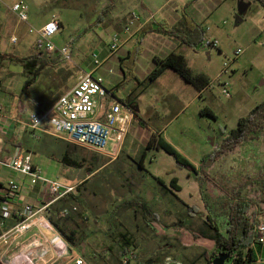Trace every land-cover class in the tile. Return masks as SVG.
I'll use <instances>...</instances> for the list:
<instances>
[{"label":"rangeland","instance_id":"rangeland-1","mask_svg":"<svg viewBox=\"0 0 264 264\" xmlns=\"http://www.w3.org/2000/svg\"><path fill=\"white\" fill-rule=\"evenodd\" d=\"M18 1L27 5L26 21H20L11 9L13 3ZM248 1L246 9L240 12L237 19L238 0H0V52L22 56L33 54L38 36L29 29L37 30L51 17H59L62 22V26L49 39L56 48L67 46L69 59H62L58 66L52 67L56 69L62 66L65 69L58 72L57 80L48 92L44 89L46 74L34 86L35 91L43 92L45 101H50L69 83H76L79 74L89 64L91 55L98 53L99 40L108 44L110 33H120L125 26L133 28V25H129L132 14L142 19L152 14L154 21L164 22L172 28L181 20L184 24L185 20L193 21L204 30V38L218 41L217 47L208 49L195 46L194 50L188 47L174 50L185 57L186 65L194 73L203 74L209 80L199 98L190 105L187 101L194 92L198 93V89L185 84L173 70L166 68L155 79L142 80L136 70L138 63L134 61L128 64L130 73L121 80L119 68L112 66L111 76L119 78V84H113V99L124 102L127 94L133 95L137 116L133 117L115 158L104 155L101 162H105V165L76 189L79 200L68 201L65 206L68 209L72 206L77 208L72 212L73 220L67 219L63 223L65 228L77 232L75 251L88 264H119L113 255L119 246L109 233L114 224L121 232L130 233L140 262L160 257L161 261L169 258L182 264H204L200 254L211 247L209 241L199 237L197 228L216 207L215 199L209 195L212 192L203 193L208 210L203 198L197 195L195 174L177 166L173 158L160 149L145 151L144 169L147 172L138 165L142 160L143 146L153 134L160 135L161 132L160 136L169 140L167 142L184 158L190 157L193 163H201L207 154L212 155L221 132L235 129L239 118L245 117L256 105L264 102V9L257 0ZM108 4H112V7L102 17L101 11ZM99 17L102 19L98 26ZM151 45V40H147L145 46L137 44L135 55L154 53L157 48ZM237 49H240V54L235 57ZM155 66L152 64L148 74ZM21 70L19 65L9 60L0 62V79L4 76V86L11 89L10 92L0 90V95L9 106L24 80ZM10 71L20 74H11ZM7 82L12 86H8ZM105 85L112 87L109 83ZM224 87L227 94L222 93ZM203 108H209L215 119L200 115ZM46 135L40 142L28 140L32 147L28 149L34 151V160L40 165L41 175L63 183H71L78 176L77 179H82L86 175L85 167H90L91 151L76 147V159L82 167L63 166L49 159L47 153L61 155L64 143ZM111 147L112 143H108L106 149L110 150ZM219 160L218 164L226 170L220 165L217 168L221 167L227 174L220 176L215 173L211 177L223 187L242 177L243 173V176H246L245 173L251 174L249 170L252 168L264 167V131L258 134V139L253 143H243L235 153ZM204 166L203 162L202 168ZM154 177L159 178L166 189ZM173 177L181 187L180 192L172 190L170 180ZM129 182L133 191H128ZM164 193L167 194L168 203L167 199H162ZM188 194L192 195L189 200ZM132 197L145 201L158 214L159 221L169 226L170 233H174L171 228L176 224L191 230L179 228L175 235L164 239L161 222L157 226L152 224L151 229L138 213L129 209L116 211V204ZM190 204L192 206H187ZM190 207L196 208L193 217H189L192 214L188 209ZM118 223L122 226H118ZM69 231L66 230L67 233ZM45 234L48 238L52 236L48 230H45ZM173 236L178 237L179 244L173 240ZM79 238L82 239L81 243ZM20 250L18 245L17 249L6 252L14 257ZM51 254L44 259L47 260ZM54 259L46 264H53ZM62 260L61 264H70L67 263V256Z\"/></svg>","mask_w":264,"mask_h":264},{"label":"built area","instance_id":"built-area-1","mask_svg":"<svg viewBox=\"0 0 264 264\" xmlns=\"http://www.w3.org/2000/svg\"><path fill=\"white\" fill-rule=\"evenodd\" d=\"M11 9L16 12L20 21L27 20V5L25 3L22 1L15 2ZM135 17L132 14V19ZM58 29L57 19L51 17L37 30L29 29V32H35L38 36L35 46L38 53L47 57L56 53L63 60L69 59L68 47L56 48L49 39ZM123 31L129 32V27L125 26ZM107 46L109 53H114L120 48L121 38L117 33L111 35ZM217 46L218 41L216 39L207 38H202L196 45L201 49ZM239 54L240 49H237L234 56ZM91 59L93 62L92 70L83 71L79 74L76 83L59 95L48 108L28 112L24 125L31 131L53 136L100 155L113 157L118 152L135 114L125 101L107 98L110 93L104 84V78L95 73L100 66L98 55L93 53ZM222 93L227 94L225 87L222 89ZM108 143H112L110 150L106 149ZM0 166L27 177L30 185L41 183L49 196L45 203L34 205L22 200L16 180L8 179L6 184L0 187V198L6 204L1 216H12L15 219L12 227L0 234V243L7 249L9 248V239L16 240L32 227L35 228V231L30 234L24 244L20 245L21 250L18 254L10 257V260L0 258V264H46L48 260L53 258L58 260L66 256L68 257L67 263L88 264L82 256L68 248L64 239L49 223L48 216L46 217L44 214L49 205L74 194L77 185L43 177L39 167L32 162L31 154L21 150L10 159L0 160ZM76 210L75 206L69 209L63 208L59 211L58 217H65ZM45 230L50 231L52 236L48 238ZM263 243L264 210L256 216L253 226V239L247 249H253L257 244ZM50 251L53 253L51 254ZM50 254L51 256L45 260V256ZM119 258L121 264H147L139 261L136 248L132 245L125 247ZM166 261L168 264H182L169 258L155 264H166Z\"/></svg>","mask_w":264,"mask_h":264},{"label":"trees","instance_id":"trees-1","mask_svg":"<svg viewBox=\"0 0 264 264\" xmlns=\"http://www.w3.org/2000/svg\"><path fill=\"white\" fill-rule=\"evenodd\" d=\"M257 1L264 9V0ZM110 2H112V0H110ZM111 7L112 4H108L102 9V17L105 12H108L111 9ZM101 19L102 18L99 17L98 21ZM162 31L168 35L177 37L180 41L191 47H195L201 39L204 38L205 34L204 30L198 23L193 21L191 22L189 20H185V24L181 20L178 22V25L172 29ZM39 58L40 57L37 54L19 56L13 53L0 52V62L3 60H9L21 66L22 69L26 71L28 78L25 88L34 83L37 77L41 74L42 70L48 66L43 59L40 60ZM155 63L156 66L148 75L149 80L155 79L164 69L169 68L176 72L185 83L192 85L198 90L204 89L209 84V80L206 76L203 74H195L191 71V69L186 65V61L181 54L169 53L162 59H155ZM134 98L135 97L131 95L125 98L126 104H128L133 110L135 108ZM200 114L208 115L215 119V116L209 108L201 109ZM263 131L264 102L256 105L245 117L239 118L237 127L235 129H230L229 132H227V135L221 139L218 147L212 153V158L219 160L223 156L232 155L243 143H253V141L258 139V134ZM61 141L64 143L61 155L58 156L54 153H47V156L50 159L57 160L64 165L81 168V163L76 159L77 152L75 148L78 146L69 144L63 140ZM150 148L164 151L173 158L177 166L184 168L189 172L196 171L194 166L160 135L153 134L146 142L141 151V159H143L145 151ZM89 157L90 167H85L86 175L94 173L105 164V162H101L103 156L100 154L90 152ZM202 176L216 184L209 174L203 173ZM154 179L158 181L164 189H166L165 185H163L159 178L154 177ZM85 181L86 180L78 184L77 188ZM246 181L243 182V184L247 183V187L245 186L244 188L239 187L240 185L222 187L216 184L222 190L225 197L224 199L216 201V207L211 210L212 216H207V218L202 220L201 225L197 228V234L199 237L209 241L211 247L209 251L204 249L200 254L204 264H212V260L218 254L226 255L227 258L225 259L224 264H252L254 262L253 250L251 248L247 249V247L253 239V226L256 221V216L264 210V169L258 168L257 172L253 176H247ZM198 183L201 185L202 180L200 179ZM129 184L130 187L128 186V191H133L131 188L132 183L129 182ZM170 185L172 190H179L175 177L170 180ZM243 189L246 191L244 197L242 195ZM203 193L204 191L202 190V198ZM0 200L3 199L0 198ZM62 200L66 203L65 200L67 199ZM203 200L206 208L210 210L209 206L206 204V200L204 198ZM68 201L77 202L78 198L73 195H69ZM115 208H117L116 211L129 209L138 213L144 220L145 224L148 227H151V229L152 224L155 223L157 226V223H160L158 214L145 201L137 197L125 199L116 204ZM188 209L190 212L195 213V210L192 207ZM116 211L114 210L113 214H115ZM189 216L193 217L194 215L189 214ZM66 218L68 219V215L65 217H58L55 212L51 211L47 217L49 223L62 235L65 241L73 246H76V243L74 242L76 232L71 230L67 233L65 229L61 227L60 221H63V219ZM176 225L181 228H185L186 230H191L190 228L179 224ZM78 240L80 243L82 239L79 238ZM173 240L179 244L178 237H173ZM129 245L134 246L130 233L127 231L120 233V240L118 243L119 248L116 253H113L119 264H121L119 258L120 255L122 254L124 248ZM160 261L161 258L156 257L154 260L152 258L145 260V263L155 264Z\"/></svg>","mask_w":264,"mask_h":264},{"label":"crops","instance_id":"crops-1","mask_svg":"<svg viewBox=\"0 0 264 264\" xmlns=\"http://www.w3.org/2000/svg\"><path fill=\"white\" fill-rule=\"evenodd\" d=\"M141 7L143 10H146L145 7H143L142 5H141ZM134 16H137V17H135V19H132V22L130 21V24H129V25H133L134 27L129 29L130 30L129 32L125 33L122 29L120 31V33L112 32V33H110V35H108V38H109V37H111V35L113 33H117L119 38H121V46L116 52L109 53L107 44H105L104 40H102L101 38H100L101 40H99V42H98L100 49H99L98 53H96V54L98 55V58L100 60V66L98 69H96L95 73L101 75L104 78V82H105L104 84L109 83L112 85V87H109L110 89L108 87H106L110 93L107 98H113V94H114L113 90L115 89V87H113V86L115 84H119V81H118L119 78L117 76L115 78H113L111 76V74L113 73V68H112L113 65L119 68L121 80H122L126 77L127 74L130 73L131 68L128 67L129 66L128 64L131 65V64H133L134 61H136V63H138L136 70H137L140 78H142V80H144L143 78H148V75H149L148 72H149L152 64H154V65L156 64L155 59H162L166 55H168L169 53H175L174 50L176 48H179L180 50H184L185 47H188L189 49L194 50L193 49L194 47L186 45L185 43L180 41L177 37L164 33L162 30L172 29V27H170L171 25L166 26V23H164V22L154 21L152 14H149L148 16H146L143 19L138 15H134ZM57 21L59 23V27L62 26V22L60 21L59 17H58ZM97 25L98 26L100 25V21H98ZM101 31H102V29H101ZM147 40L152 41L151 46L156 47L157 48L156 51H154V53L148 52L144 56H138L137 57L135 55V53H136L135 51L138 48L137 44L139 46H141V45L145 46ZM135 43H137V44H135ZM33 54H37L40 57L39 59L40 60L43 59L48 64V66L42 70L41 74L39 75V77H37V79L34 81V83H32L27 88H25V84H26V81L28 78V74L23 69L21 70L22 71L21 74H23L24 80L19 85L20 86L19 91L17 90L18 94H15V93H14L15 95L13 94L15 101L13 100V103L11 106L7 105V100H4L0 95V159L1 160L10 159L19 150L29 152L32 156V162L36 166L39 167L40 172L42 174V170L40 168V165L38 164L37 161L34 160V151L28 149V148H32L28 144V142H29L28 140L32 139L33 143L40 142L41 139H45L46 134L42 135L41 133L34 132V131H31L28 128H26L24 125L26 115L30 111H41V110L48 108L56 100V98L59 95L66 92L74 84L71 85L69 83L58 94H55V96L50 101H45L43 99V92L35 91L34 86L37 83H39V81H41V79L46 74L45 76H47V78L45 80L44 89H47V92H48V89L52 87L51 85L55 84V81L57 80V77H58V72L59 71L62 72L63 69H65V67L59 66L56 69L52 68L53 66L54 67L58 66L61 63V61H63L62 58L56 53L51 54L50 57L43 56V54H40L37 51ZM175 54H180V53H175ZM16 55H18V54H16ZM19 56H22V55H19ZM39 59H37V60H39ZM184 59H185V57H184ZM92 67H93V62L91 59L89 64L86 65V68L84 71H90V70H92ZM108 70H111V72H108ZM9 73L14 74L15 72L10 71ZM15 74L19 75L20 73L16 72ZM131 76L133 77V73L131 74ZM4 81H5V78L3 76L0 79V90L4 89L7 92H10L11 89L9 87L4 86V84H5ZM7 84H8V86H12V83L7 82ZM185 84H187V83H185ZM203 91H204V89L198 90L197 94L194 92V94H192L190 99L187 101V104L188 105L193 104L195 102V100L199 98L200 93H202ZM13 92H15V91H13ZM129 95H131V94H127L126 97ZM131 96H133V95H131ZM16 101H17V104H16ZM134 103H135V98H134ZM136 112H137L136 108H134V114H135L134 116L135 117L137 116ZM128 129H129V127H128ZM161 134H162V132L160 133V135ZM226 135H227V133H223V132H221L219 134V137H218L219 140L215 145V149L218 146L217 144H219L221 139L224 138ZM46 136H48V135H46ZM167 141H169V140H167ZM116 154L113 157H111V159H114ZM102 156H104V155H102ZM225 157H227V156H225ZM186 159L196 169V171L193 173L195 174L194 176H195L197 182H199L198 178H200L202 180L201 185L203 187L201 185H199V183H197L198 184V187H197L198 188V191H197L198 194L197 195L202 198L201 191L203 190L205 192H212V194L209 193V195L212 196L215 199V201L224 199V197H225L224 193L216 185L217 182L213 179V177H211L212 175H216L217 173L220 176H221V174H224V176H225V174H227V172L222 171L221 167L217 168L218 165L222 166L221 164H218V162H217L218 160L213 159L211 153L207 154L203 158L202 162L198 163V164L193 163V161H192V159H190V157H187ZM53 161L60 163L57 160H53ZM219 161H221V158ZM203 162L205 163V166L202 168ZM60 164L63 166H67V165H64L62 163H60ZM138 166L142 170H144V172H147V170L144 169V157L140 161ZM212 168H213V170H211ZM222 168L224 170H226L224 168V166H222ZM260 168L264 169V167H260ZM257 170H258L257 167L250 169L249 171H251L250 172L251 174L245 173L246 176H243V174H244L243 173L242 177H239V178L231 181L230 184L226 183L225 187H229V186L233 187L235 185L236 186L240 185L239 187H241V188H244L245 186L247 187V183L243 184V182H245L247 180L248 175L253 176L257 172ZM46 173L49 174L48 172H46ZM203 173L209 174L210 177L214 180V182L216 184L212 183V181L203 177L202 176ZM92 174L85 175L84 177H82V179H77L79 177L78 176L73 182L66 183V184L78 185L82 181L87 179L89 176H92ZM222 178H224V177H222ZM8 179H14L17 181L18 188L20 191L19 194L21 195V198L24 202L27 201V202H30L34 205H41L42 203H45L49 199V196L46 194L44 186L41 183L38 182L34 185H30L28 183L27 177H25L19 173H16L14 171H11L5 167L0 166V187L3 186L4 182H6ZM177 185L179 186V190H176L174 192H180L181 191L180 185L179 184H177ZM220 186H222V185H220ZM245 193H246V191L243 189V191H242L243 197L245 196ZM164 194H165V196L162 199H167V203H168L167 194L166 193H164ZM70 195L77 197L76 192L74 194H70ZM68 196L62 198V199H67V200H65L66 203L62 199H60V200L54 202L53 204L49 205L48 208L46 209L45 213H44L45 216L47 217L50 211L55 212L56 215L58 216V213L61 209L67 208L64 206H66L68 204ZM187 198L189 200L190 198H192V195L188 194ZM162 204L165 206L164 203H162ZM5 205H6L5 202L3 200H0V222H1L0 234L4 231H7L8 229H10L12 227V225L15 223V219L12 216L11 217H2L1 216L2 210L4 209L3 207ZM187 206H192V205L190 204ZM193 209L196 211L195 207H193ZM254 209H256V208H254ZM194 214L195 213H192V215H194ZM71 215H72V212H70L68 214V219L73 220V218H71ZM65 220H67V218L63 219V221H60L61 227H63L65 229V231L66 230L67 231L73 230V229H68V227L65 228L64 223H63ZM174 223H176V222H174ZM118 224H119L118 226H122L120 223H118ZM162 224H163V222H161V225ZM179 228L182 229L181 227L176 225L175 227L171 228L174 233H170L169 226L166 224H163L162 225V231L164 234V238L168 239L169 236L175 235L179 231ZM111 230H112V232L110 231L109 233H111V235L114 236V238L116 239L117 244H118V241L120 240V233H124L125 231L121 232L119 229H117V226L115 224L112 225ZM33 231H35L34 227H32L29 231H27L24 235H22L21 237H19L16 240L9 239L8 240L9 248H7V249L5 248V246L2 243H0V249L3 248L2 251H0V258L6 259V257H8V259H9L10 256L7 255L6 250L9 251V250H12L15 248L17 249L18 245L20 246L21 243H24ZM73 231H75V230H73ZM76 234H77V232H76ZM60 236H62V235L60 234ZM64 242L70 250H72L73 252H76L75 251L76 248L73 245L66 242L65 240H64ZM252 250H253V259H254V262L252 264H254V263L264 264V243L263 244H257L256 246H254V248ZM5 255H7V256H5ZM25 258H27V257H25ZM62 259H64V257L60 258L58 260H54L53 264H61L63 261Z\"/></svg>","mask_w":264,"mask_h":264},{"label":"water","instance_id":"water-1","mask_svg":"<svg viewBox=\"0 0 264 264\" xmlns=\"http://www.w3.org/2000/svg\"><path fill=\"white\" fill-rule=\"evenodd\" d=\"M247 3H244L242 1H239L238 2V5H237V10L239 12H243L246 7H247ZM237 19H239V16L237 15ZM226 255H222V254H218L213 260H212V264H224V261L226 259Z\"/></svg>","mask_w":264,"mask_h":264},{"label":"flooded vegetation","instance_id":"flooded-vegetation-1","mask_svg":"<svg viewBox=\"0 0 264 264\" xmlns=\"http://www.w3.org/2000/svg\"><path fill=\"white\" fill-rule=\"evenodd\" d=\"M238 1H242V2L247 3V4H248V2H249L248 0H238ZM237 15L240 16V12H239L238 10L236 11V16H237Z\"/></svg>","mask_w":264,"mask_h":264},{"label":"clouds","instance_id":"clouds-1","mask_svg":"<svg viewBox=\"0 0 264 264\" xmlns=\"http://www.w3.org/2000/svg\"><path fill=\"white\" fill-rule=\"evenodd\" d=\"M166 264H168V262L166 261Z\"/></svg>","mask_w":264,"mask_h":264}]
</instances>
